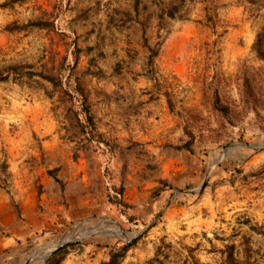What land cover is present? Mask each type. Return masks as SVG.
<instances>
[{"label": "rangeland", "instance_id": "374dc122", "mask_svg": "<svg viewBox=\"0 0 264 264\" xmlns=\"http://www.w3.org/2000/svg\"><path fill=\"white\" fill-rule=\"evenodd\" d=\"M0 71V264H264V0H0Z\"/></svg>", "mask_w": 264, "mask_h": 264}, {"label": "trees", "instance_id": "16d2710c", "mask_svg": "<svg viewBox=\"0 0 264 264\" xmlns=\"http://www.w3.org/2000/svg\"><path fill=\"white\" fill-rule=\"evenodd\" d=\"M29 25H36L39 26L41 25L39 22H32ZM10 70L16 71L18 70L17 66H13L9 68ZM6 79V76L3 75V72L0 71V81H3ZM215 106H218L217 101L215 102ZM220 111L224 112L226 114V108L224 107H220ZM86 113V112H85ZM86 116V120L88 125H92L91 124V119L89 118V116H87V114H85ZM127 249V245L124 246L123 248H121L120 250H112L109 254V257L107 259V261L102 262L101 264H119L120 260L124 257V254L126 252ZM223 264H240L238 262V260H236L235 256L232 254H230L229 256H226V258L224 259Z\"/></svg>", "mask_w": 264, "mask_h": 264}, {"label": "water", "instance_id": "95a60500", "mask_svg": "<svg viewBox=\"0 0 264 264\" xmlns=\"http://www.w3.org/2000/svg\"><path fill=\"white\" fill-rule=\"evenodd\" d=\"M249 148H254V147H251V146H248ZM49 255V253L46 255V256H44V258H46L47 256Z\"/></svg>", "mask_w": 264, "mask_h": 264}, {"label": "bare ground", "instance_id": "6f19581e", "mask_svg": "<svg viewBox=\"0 0 264 264\" xmlns=\"http://www.w3.org/2000/svg\"><path fill=\"white\" fill-rule=\"evenodd\" d=\"M61 243H64V240H62Z\"/></svg>", "mask_w": 264, "mask_h": 264}]
</instances>
